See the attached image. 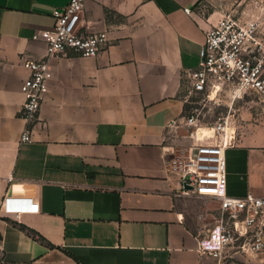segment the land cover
Returning <instances> with one entry per match:
<instances>
[{
	"label": "crops",
	"instance_id": "obj_1",
	"mask_svg": "<svg viewBox=\"0 0 264 264\" xmlns=\"http://www.w3.org/2000/svg\"><path fill=\"white\" fill-rule=\"evenodd\" d=\"M68 1L0 0V264H212L199 249L203 208L186 216L189 198L207 196L184 192L169 162L198 142L185 131L184 73L207 29L256 0H86L83 28L107 31L108 44L52 59L40 119L20 142L28 62ZM237 124L227 192L263 195L264 115Z\"/></svg>",
	"mask_w": 264,
	"mask_h": 264
},
{
	"label": "built area",
	"instance_id": "obj_2",
	"mask_svg": "<svg viewBox=\"0 0 264 264\" xmlns=\"http://www.w3.org/2000/svg\"><path fill=\"white\" fill-rule=\"evenodd\" d=\"M255 7L256 11L246 16L243 11H230L207 29L198 66L187 68L184 73L189 93L210 97L226 91L233 101L255 93L264 102V0H256ZM85 9L86 0H69L55 12L54 27L41 31L47 42L46 52L28 62L31 73L21 84L24 101L19 113L26 125L20 142L32 139L33 127L40 119L52 59L71 54L96 56L108 44L107 31L90 32L83 28ZM184 10L192 11L190 7ZM237 120L238 116L231 112L210 124H203L195 114L186 116L184 123L191 128L188 135L198 142L187 156H174L169 162V169L179 175L184 192L218 201L216 221L201 234L199 249L219 261L235 247L237 251L264 254V194L227 192L226 150L237 143ZM202 126L210 132L199 136ZM10 200L9 195L2 200L5 210L15 209ZM26 208L36 210L39 203L29 202Z\"/></svg>",
	"mask_w": 264,
	"mask_h": 264
},
{
	"label": "rangeland",
	"instance_id": "obj_3",
	"mask_svg": "<svg viewBox=\"0 0 264 264\" xmlns=\"http://www.w3.org/2000/svg\"><path fill=\"white\" fill-rule=\"evenodd\" d=\"M228 92L222 91L221 94H212L210 97L203 93L192 92L189 93L184 80V94L187 98V116L195 114L203 124H210L215 122L219 116L223 114L235 113V115L257 113L258 116L264 115V102L258 94L250 93L245 94L244 97L236 99L227 94ZM191 128L187 127L185 130L188 134ZM188 214L189 220L195 223L196 213L199 209L203 208V216L198 221V227L202 229V233L212 226L216 221L218 201L211 197L207 198H194L188 199ZM263 253H256L247 250L237 251V248H231L227 251L221 261L215 257H210L212 264H264Z\"/></svg>",
	"mask_w": 264,
	"mask_h": 264
},
{
	"label": "trees",
	"instance_id": "obj_4",
	"mask_svg": "<svg viewBox=\"0 0 264 264\" xmlns=\"http://www.w3.org/2000/svg\"><path fill=\"white\" fill-rule=\"evenodd\" d=\"M19 226L24 229L25 231H27L31 236H33L36 239L45 241L46 238L36 229L24 224V223H19ZM48 245L50 246H55L52 242H47Z\"/></svg>",
	"mask_w": 264,
	"mask_h": 264
},
{
	"label": "bare ground",
	"instance_id": "obj_5",
	"mask_svg": "<svg viewBox=\"0 0 264 264\" xmlns=\"http://www.w3.org/2000/svg\"><path fill=\"white\" fill-rule=\"evenodd\" d=\"M209 132L210 130L208 127L202 126L201 128H199L198 135L202 136L204 133H209Z\"/></svg>",
	"mask_w": 264,
	"mask_h": 264
},
{
	"label": "water",
	"instance_id": "obj_6",
	"mask_svg": "<svg viewBox=\"0 0 264 264\" xmlns=\"http://www.w3.org/2000/svg\"><path fill=\"white\" fill-rule=\"evenodd\" d=\"M187 187H190V188H191V186H190V185H187Z\"/></svg>",
	"mask_w": 264,
	"mask_h": 264
}]
</instances>
